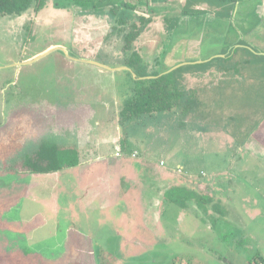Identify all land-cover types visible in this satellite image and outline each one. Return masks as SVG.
Instances as JSON below:
<instances>
[{"label":"rangeland","instance_id":"1","mask_svg":"<svg viewBox=\"0 0 264 264\" xmlns=\"http://www.w3.org/2000/svg\"><path fill=\"white\" fill-rule=\"evenodd\" d=\"M126 1L136 9L125 10ZM254 4L106 0L89 7L75 0H45L41 8L33 5L21 16L0 17V158L9 151L2 148L15 135V127L22 124V131L26 127L30 111L22 110L24 103L39 105L42 114L38 107L33 113L51 124V133L26 140L32 146L25 148L23 157L0 164V175L12 174L0 176V264H258L260 260L253 258L257 249L264 258V162L259 156H264V78L247 77L245 87L230 75L223 76L220 64L214 63L205 74H183L186 96L171 111L132 122L120 116L132 97L133 80L138 79L122 69L129 67L128 60L141 75H148L146 79L181 64L224 57L221 52L226 48L227 52L240 46L255 53L254 49L264 50L261 20L246 17L253 7L260 12L264 8V2ZM198 10L205 12L195 14ZM229 10L231 15H226ZM185 11L193 12L183 15ZM141 15L151 23L132 50L124 52L125 35ZM193 18L202 21L192 25ZM224 25L238 30L225 37L229 30H222ZM239 37L245 38L246 46H237ZM226 39L231 41L225 43ZM200 40L203 43L196 44ZM68 55L115 70L77 62ZM253 85L261 92L252 93ZM46 109L55 113L44 116ZM58 113L64 116L62 124L55 121ZM117 142L124 143L121 147L134 162L157 168L158 181L165 179L166 184H156L154 190H169L167 199L180 200L177 208L159 212L157 227L144 219L140 202L125 193L126 187L134 190L144 174L139 169L132 170L127 186L124 180L103 186L111 167L106 161L87 166L93 171L85 177L79 171L17 177L31 172L41 144L113 159ZM118 173L127 177L130 168ZM87 192H94L91 208L81 198ZM182 201L194 202L209 217L221 206L226 228L200 225V218L183 210L187 204ZM141 226L144 235L135 237ZM244 234L256 241L248 243Z\"/></svg>","mask_w":264,"mask_h":264},{"label":"trees","instance_id":"2","mask_svg":"<svg viewBox=\"0 0 264 264\" xmlns=\"http://www.w3.org/2000/svg\"><path fill=\"white\" fill-rule=\"evenodd\" d=\"M78 4H91L89 7H96L98 3L102 4L106 0H75ZM123 1V0H121ZM218 5H231L243 2L244 0H211ZM35 0H0V17L1 16H21L27 12L33 5L37 8H41L45 0H38V4H34ZM125 10H135L136 5L129 1L122 2ZM205 10L197 11L195 14H204ZM193 11H185L184 15ZM226 15H231V11H225ZM220 13V12H219ZM220 16L222 13L219 14ZM138 23L135 22L132 25L131 30L125 35V45L124 52L132 50L134 42L142 35V33L147 29L151 20L144 15L138 18ZM125 21H122L124 24ZM236 26H230L229 33L238 30ZM225 37H228V33ZM244 37H239L236 43L237 46L247 45L243 42ZM231 41V40H230ZM226 39V42H230ZM203 43L199 41L196 44ZM230 44L227 46H232ZM254 49V48H253ZM227 48L221 52L225 57H219L206 63L190 64L180 67L169 74H165L159 77L160 73H155L152 77L157 78H146L139 79L142 77H148L141 75V72L137 69L135 63L128 60L127 65L132 68L138 79H134L133 82V94L124 104V108L120 114L122 121L132 122L138 120L140 117L145 115H152L153 113H159L164 111H171L177 104H181L186 96V91L184 90L183 78L184 73L199 71L200 73H207L211 68L215 67L219 63V70H221L222 75L229 77L230 75L236 82L243 83L245 85L247 77H261L264 78V54L262 51L254 49L257 53L251 51L245 47L233 48L231 51L227 52ZM246 54V58L240 57L241 53ZM261 53V54H260ZM139 59V57H138ZM239 59V60H238ZM216 63V64H214ZM232 72V73H231ZM247 72H250L248 75ZM128 74L131 75L130 72ZM254 86V85H253ZM256 91L261 92L256 86H254L252 93ZM264 93V92H263ZM261 97H263L261 95ZM261 97H259L261 99ZM190 103V101H189ZM16 146V147H15ZM18 148L17 145H13L12 153H14ZM125 150V149H123ZM37 154L35 156V161L31 165L32 173H49L61 171L64 169H69L76 167L80 163V152L77 148H61L55 143H44L37 149ZM9 151L5 154L8 158ZM20 150L16 152L15 155L19 154ZM122 153V152H121ZM10 155V154H9ZM262 261H259V263ZM258 263V264H259ZM264 263V262H262Z\"/></svg>","mask_w":264,"mask_h":264},{"label":"crops","instance_id":"3","mask_svg":"<svg viewBox=\"0 0 264 264\" xmlns=\"http://www.w3.org/2000/svg\"><path fill=\"white\" fill-rule=\"evenodd\" d=\"M256 1H261V3L264 2V0H244L243 2H240V3L242 4V3H247L248 2V4H250V5L252 4V6H255L254 2H256ZM252 9H254V11L251 12L250 14L248 13L249 16H246V17L250 21L260 22V20H261L262 24L259 27V30H260V32L262 30L264 31V18H263L264 8L263 7L260 8L261 9V12L258 9L255 10V7H253ZM193 19L194 20H193L192 25H196V26L198 25L197 24V21H200V22L202 21V19H198V18H193ZM229 28H230L229 25L228 26L224 25L222 27V30L227 31V30H229ZM222 30H220V31L222 32ZM232 32L236 33L235 31H232ZM182 33H187V31L182 32ZM228 35H229V32H228ZM234 48H236V47H234ZM261 51L264 53V50H261ZM206 62H208V61H206ZM206 62H204V63H206ZM198 73H199L198 75L202 74L200 72H198ZM37 107L39 108V111L38 112L40 114H42V110H41V107L39 105H36L35 107H31L30 104L24 103V107H23L22 110L30 111V112H27L29 114L26 115V123H25L26 124V127H25V129L23 131L21 130L22 127H23L22 124H19L18 127H15V130H16L15 135H14V133H12V136L8 139V142H7L8 146L2 148V149H10V153H9L10 155L8 154V158H11V160H12L11 162H16L18 158L23 157L22 152H25L24 151L25 148H31L32 145H27L26 144V140H29V142H32L34 140H38L40 138L39 135L41 133H43V135L44 134H47V133H51L50 131H48V129L51 128V124L48 123V122H42V120L44 118L43 117H39L38 113H33V111H36L35 108H37ZM5 110H6V108H5ZM5 110H4L3 114H2V119L4 118L3 121H6V113H5ZM47 112H50V114L47 113ZM54 113H55L54 110H48V109H46L45 112H44V116L45 115L50 116V115H53ZM63 117H64L63 115H60L58 113L57 116H56V118H55V121H57L58 124H62V123L65 122V120H64ZM3 126L4 125H1V129H2ZM5 127L8 128L9 126L6 125ZM58 127H59L58 131L61 133L62 132V125H60ZM66 129H64V130H66ZM24 131H26V134L24 133ZM21 142H24V145H26V146L24 147V145H22ZM17 143H18V148L19 149H17L14 153H12L13 145H17ZM256 143L257 142L254 141L250 145H253V144L255 145ZM121 146H125L124 143L121 144V143L117 142L115 144V149H114L115 150V154L113 156V159H112V157H104V158L103 157H100V156L90 157L89 155L85 154L86 150H84V149H82V150L81 149H78L79 152H80V157H79L80 158V163H79L78 166L72 167V168H69V169H64L63 171L61 170V171L49 172V173H54V174H57V173L69 174L70 173L69 171H72L73 173L75 171H76V173L79 171V172H82V177H85V175H87V174H89V173H91L93 171V168H87V166L94 165L96 163H101L102 161H106L105 162L106 165L107 166L110 165L111 167H110V169H108V172L105 173V177H104V181H103V186L106 183H111L110 182L111 180H115L117 182L119 180H121V181L124 180L123 182H125V185L127 186L128 182L131 181L130 178L132 176V170L139 169L140 172L141 171H144V174L143 175L140 173V178L137 181L136 186H134V190L133 189H128L126 187L125 193L127 194V197H129L131 199H134V200H138L140 202L139 204L141 206L142 213L143 212L146 213L144 219L145 220H149V222L150 221H153L154 226H156V224L158 226V225H160V223H159V219L160 218L158 217L159 212L160 211H161V213L162 212H166V210L168 208L169 209H171V208H177V206L179 205V201L180 200H178V199H172V198L170 200L167 199L168 198L167 195H169L168 193L170 192L169 190H167L166 192H165V190L164 191L163 190H157V191L154 190V188H153L154 185H156V184L157 185H160V184L161 185H165L166 184V182L163 181L165 179H160V180H162L161 182L158 181L157 174L155 172L157 168L147 169L146 167H148L151 164H147V166L145 165L146 166L145 167L144 166V162H134V160L132 158L127 157V156H129L128 154H130L129 151H127V150H124L126 152L124 156L117 157L116 156L117 150L120 149V148H122ZM247 149L250 152L252 151L251 148H247ZM18 150H20V153L17 154V155H15ZM124 151H123V148H122V150H121L122 154H123ZM135 151L137 153H139L137 150H135ZM259 156H262L261 159L264 162V156L263 155H259ZM136 157H137V154H136ZM4 159H7V157H4L3 159L0 158V164H2L4 162V161H2ZM138 160L141 161V158L140 159L138 158ZM21 161H22V159H21ZM133 162L135 164H133ZM125 167L130 168V174L128 173V176L127 177L123 173H120V175L118 173L119 169H122V168H125ZM84 168H85V170L83 171ZM25 173H28L29 176H41V175L49 174V173H40L39 174V173H32V172H29V171H25L24 173H18L20 175H17V174H13V175H17V177L18 176L24 177V175H26ZM70 174H72V173H70ZM145 174H147V177L146 178L144 177ZM8 175H12V174L10 172L5 171L4 172V175H0V176L7 177ZM150 175H151V177H149ZM117 182H116V184H117ZM88 183H89L90 186H92L93 184H97V183H93V182H88ZM143 183H148V186L146 187V184H143ZM28 184L30 186L33 185V184H30V183H28ZM116 184H114V186ZM140 184H141V186H140ZM31 187H33V186H31ZM111 187H113V186H111ZM142 188H145V189L142 190ZM106 191H108V190H106ZM93 193L94 192H87L85 194H81L82 195V197H81L82 200L83 201L85 200L86 205L89 208H91L90 206H92L93 203H94V201H93ZM95 196H97V192H96ZM220 199L223 200L222 196L220 197ZM176 200H178V201H176ZM181 204H184V205L187 204V205H185V207H184L183 210L190 211L189 214H191L192 216H197L198 218H200L198 220V222H197V223H200V225H204V222L206 224L207 223H211L212 228H214V229L216 228L215 230H222V228L223 229L226 228V226L228 224V222L226 221V219L224 217H222L221 210L223 208L221 206H220L219 211H218L220 214L214 211V213H213L214 216L213 217H209L200 208H197V207L195 208L194 207V202H192V201H186V202L185 201H182ZM163 205H165V208L161 209V207ZM199 213L201 214V216H199ZM179 218L180 217H178V220H179ZM141 229H142V226L139 227L138 230L136 231L135 237H142L144 235ZM244 235L248 239L247 240L248 243L250 241H253V242L256 241V238L254 236H252L250 234H244ZM151 236L154 237V238H156V235L153 232H152V235ZM259 255L261 256L260 249H257L256 252H255V254L253 255V258L256 259V260H260V261L264 262V258L262 256L260 257Z\"/></svg>","mask_w":264,"mask_h":264},{"label":"water","instance_id":"4","mask_svg":"<svg viewBox=\"0 0 264 264\" xmlns=\"http://www.w3.org/2000/svg\"><path fill=\"white\" fill-rule=\"evenodd\" d=\"M49 53H50V52L45 53V54L42 55L40 58H43L44 56L48 55ZM68 56H69V55H68ZM69 57H70V56H69ZM70 58H71V57H70ZM71 59H73V60H75V61H77V62H85V63H89V64H94V65H97V66H101V67H103V68H105V69H108V70H115L114 68H110V67H108V66H106V65L99 64V63L96 62V61H89V60H82V59H75V58H71ZM209 61H211V60H209ZM198 63H202V62H197L196 64H198ZM203 63H204V62H203ZM189 64H194V63H189ZM189 64H188V63H185V64H181V65H179V66H177V67H174V68L171 69L170 71L165 72L164 74L159 75V77L162 76V75H165V74H169V73L173 72L174 70H176V69H178V68H180V67H182V66L189 65ZM122 69L127 70V71H130L134 77L137 76L136 73H135L131 68H129V67H123ZM151 78H157V77H151ZM140 79H144V78H140Z\"/></svg>","mask_w":264,"mask_h":264},{"label":"built area","instance_id":"5","mask_svg":"<svg viewBox=\"0 0 264 264\" xmlns=\"http://www.w3.org/2000/svg\"><path fill=\"white\" fill-rule=\"evenodd\" d=\"M121 154H122V153H121V150L118 149V150H117V153H116V156L119 157V156H121ZM133 157H136V154H135ZM259 264H264V263L260 262Z\"/></svg>","mask_w":264,"mask_h":264},{"label":"flooded vegetation","instance_id":"6","mask_svg":"<svg viewBox=\"0 0 264 264\" xmlns=\"http://www.w3.org/2000/svg\"><path fill=\"white\" fill-rule=\"evenodd\" d=\"M222 55V54H221ZM224 57H225V55H224ZM137 78V77H136ZM142 78H144L145 79V77H142ZM140 79V78H139Z\"/></svg>","mask_w":264,"mask_h":264}]
</instances>
